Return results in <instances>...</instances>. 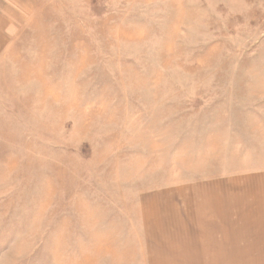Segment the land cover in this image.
Returning <instances> with one entry per match:
<instances>
[{
    "label": "rangeland",
    "instance_id": "rangeland-1",
    "mask_svg": "<svg viewBox=\"0 0 264 264\" xmlns=\"http://www.w3.org/2000/svg\"><path fill=\"white\" fill-rule=\"evenodd\" d=\"M0 14L16 58L0 76V264H198L204 209L169 213L168 187L217 171L215 153L264 164V0H0ZM223 221L201 227L230 239Z\"/></svg>",
    "mask_w": 264,
    "mask_h": 264
},
{
    "label": "crops",
    "instance_id": "crops-1",
    "mask_svg": "<svg viewBox=\"0 0 264 264\" xmlns=\"http://www.w3.org/2000/svg\"><path fill=\"white\" fill-rule=\"evenodd\" d=\"M1 16L3 15L0 14ZM12 31L10 22L5 18L0 19V76L11 61H16ZM20 59L23 60L22 65L29 69L30 75L36 77L42 72H32V68L28 66L30 61H26L22 55ZM236 153L229 156L215 153L213 158L216 164L213 167H217V171L205 174L209 169L205 166L201 170L181 171L180 178L183 175V180L170 183L168 187L169 213L177 209V202L182 203L178 206L184 210L194 205L204 209L199 211L204 213V218L197 225L198 233L189 251V256L191 253L196 255L197 259L194 261L199 262L198 264H223L221 255L211 251L215 246L224 248L227 240H230L235 252H246L253 257L249 264H264V164H241L239 154ZM224 212L231 213V221H223L220 227H230V239L225 233L211 232L201 227L205 217L219 216ZM193 249L207 252L199 257ZM212 256H215L214 259H211ZM241 262L242 259L233 258L231 264Z\"/></svg>",
    "mask_w": 264,
    "mask_h": 264
}]
</instances>
